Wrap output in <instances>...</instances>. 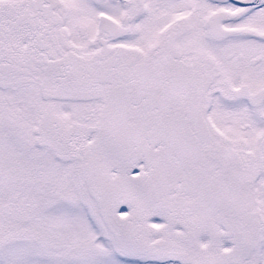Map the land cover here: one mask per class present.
I'll use <instances>...</instances> for the list:
<instances>
[{"label": "snow or ice", "instance_id": "1", "mask_svg": "<svg viewBox=\"0 0 264 264\" xmlns=\"http://www.w3.org/2000/svg\"><path fill=\"white\" fill-rule=\"evenodd\" d=\"M0 264H264V0H0Z\"/></svg>", "mask_w": 264, "mask_h": 264}]
</instances>
